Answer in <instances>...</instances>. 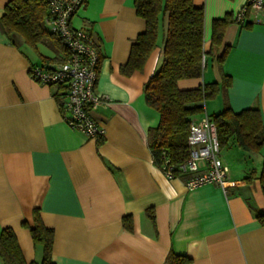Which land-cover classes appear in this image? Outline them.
Listing matches in <instances>:
<instances>
[{"label": "crops", "instance_id": "obj_1", "mask_svg": "<svg viewBox=\"0 0 264 264\" xmlns=\"http://www.w3.org/2000/svg\"><path fill=\"white\" fill-rule=\"evenodd\" d=\"M245 1L193 0L204 8L205 50L213 20ZM7 2L0 0V18ZM252 18L227 25L218 54L229 49L221 65L208 57L201 78L178 81L180 89L217 83V94L205 102L207 115L227 104L234 112L258 108L264 119V13ZM70 23L91 34L100 58L101 99L90 110L105 129L99 141L65 124L63 86L39 84L28 74L30 65L55 67L65 50L40 45L51 52L39 46L51 58L44 61L0 29V229L14 230L26 263L42 257L30 234L37 209L54 231V264H163L171 253L185 255L188 264H264V225L255 216L264 211L258 179L264 146L257 153L236 144L226 149V192L216 183L188 190L183 178H166L147 140L160 117L143 94L161 53L163 27L143 69L126 75L120 69L144 29L133 0H84ZM252 170L254 178L246 179Z\"/></svg>", "mask_w": 264, "mask_h": 264}, {"label": "trees", "instance_id": "obj_2", "mask_svg": "<svg viewBox=\"0 0 264 264\" xmlns=\"http://www.w3.org/2000/svg\"><path fill=\"white\" fill-rule=\"evenodd\" d=\"M133 2L136 14L144 21V29L131 45L128 61L120 70L126 75L142 70L147 58L158 46L159 32L163 27L161 53L153 73L143 87L146 103L160 117L156 126L148 128L147 140L159 168L162 169L165 158H169L170 163L176 166L189 156L187 136L190 122L205 112L206 100L214 97L219 90L216 82H204L196 88L180 89L178 81L201 78L208 57H215L219 65L223 63L229 47L225 46L220 54L218 50L227 25L235 20L233 13L214 19L210 47L205 50L202 6H196L193 0ZM48 14L45 0H8L0 18V29L11 40L21 38L27 47L46 61L51 58L39 53L40 45L53 44L56 50L63 49L66 52L59 38L46 25ZM99 64L100 58L98 69ZM228 83L226 81L224 86ZM208 117L216 127L220 150L236 144L245 152L257 153L264 146V119L258 108L234 112L226 104L222 110ZM252 178L254 170L246 177ZM258 179L264 193V160ZM255 216L264 225V211L256 210ZM125 224L131 227L129 221H125ZM30 234L33 243L42 248L41 259L26 263L14 230L5 227L0 229V264H54L51 260L54 231L43 224L37 209L33 211ZM189 261L185 255L171 253L163 264H188Z\"/></svg>", "mask_w": 264, "mask_h": 264}, {"label": "built area", "instance_id": "obj_3", "mask_svg": "<svg viewBox=\"0 0 264 264\" xmlns=\"http://www.w3.org/2000/svg\"><path fill=\"white\" fill-rule=\"evenodd\" d=\"M45 1L49 10L46 25L59 38L67 53L55 67L30 65L28 74L39 84L63 86L66 98L60 104V112L65 124L73 131L99 140L105 129L90 114L101 99L96 92L99 55L91 34L84 29L73 28L70 23L84 0ZM258 13H264V0H246L232 17L236 23H242L251 16L257 21ZM187 145L189 156L182 163L175 166L165 158L161 170L166 178H183L188 190L216 183L226 192L229 168L221 157L216 127L205 112L190 122ZM201 163L203 167H200Z\"/></svg>", "mask_w": 264, "mask_h": 264}, {"label": "rangeland", "instance_id": "obj_4", "mask_svg": "<svg viewBox=\"0 0 264 264\" xmlns=\"http://www.w3.org/2000/svg\"><path fill=\"white\" fill-rule=\"evenodd\" d=\"M40 51L41 52H43L44 54H47V55H49L51 52H50V50L47 48V47H45V46H40ZM207 109H208V112H210L211 111V107L209 106V105H207ZM211 113V112H210ZM223 152L221 153V156L223 155L224 156V154H225V151H226V149H224V150H222ZM262 161V160H261ZM228 163V162H227Z\"/></svg>", "mask_w": 264, "mask_h": 264}]
</instances>
